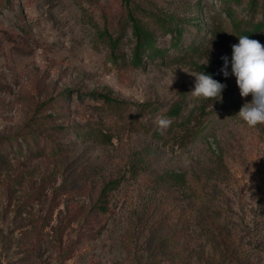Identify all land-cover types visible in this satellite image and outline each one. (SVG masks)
I'll return each instance as SVG.
<instances>
[{
    "label": "rangeland",
    "instance_id": "rangeland-1",
    "mask_svg": "<svg viewBox=\"0 0 264 264\" xmlns=\"http://www.w3.org/2000/svg\"><path fill=\"white\" fill-rule=\"evenodd\" d=\"M132 7L164 57L133 62L122 0H0V264H264V124L238 115L224 5ZM201 73L221 99L192 95ZM178 102L186 126L161 130Z\"/></svg>",
    "mask_w": 264,
    "mask_h": 264
},
{
    "label": "trees",
    "instance_id": "trees-1",
    "mask_svg": "<svg viewBox=\"0 0 264 264\" xmlns=\"http://www.w3.org/2000/svg\"><path fill=\"white\" fill-rule=\"evenodd\" d=\"M224 5V12L227 19H229V27L235 36V42L239 43L240 36H248L250 39L258 40L262 45H264V0H246V9L250 15L253 17L260 15V18L256 21L254 20H243L239 15H237L238 6L243 5L245 0H219ZM125 8L127 9V18L131 25V33L134 39V46L132 49L133 62L136 64H141L143 57L156 58L164 57L167 49L157 45V37L154 30L143 21L135 12L132 7V0H122ZM162 26L167 31V28L173 32L174 29L168 27L167 22H163ZM176 41L175 45H179L180 38L182 36L181 29H175ZM113 43L114 39H110ZM180 46V45H179ZM178 47V46H177ZM95 97L101 98L109 103H115V99L106 93H94ZM184 103L178 102L174 104L168 111L167 116L171 119L170 130H179L186 126L184 122ZM55 130L66 131L67 127L59 125ZM67 132V131H66ZM170 180L173 185L181 190L182 192H188L190 190L197 191L196 187L190 186L186 179V176L182 172L173 171L170 173ZM116 187V181H109L98 193V196L94 202L95 212L105 213L108 209L109 199L111 190ZM215 210V208H213ZM212 233H215L213 231Z\"/></svg>",
    "mask_w": 264,
    "mask_h": 264
},
{
    "label": "clouds",
    "instance_id": "clouds-1",
    "mask_svg": "<svg viewBox=\"0 0 264 264\" xmlns=\"http://www.w3.org/2000/svg\"><path fill=\"white\" fill-rule=\"evenodd\" d=\"M222 59L224 67L221 71L227 77L228 58ZM231 72L236 78L240 96L252 97L251 102L245 103L239 110V117L249 127L264 124V45L248 36H240L239 43L232 45ZM194 76L196 84L192 95L207 99H214L219 95L220 99L222 98V90L226 87L224 84L203 73ZM170 123L171 121L165 118L157 120L161 130L166 129Z\"/></svg>",
    "mask_w": 264,
    "mask_h": 264
}]
</instances>
